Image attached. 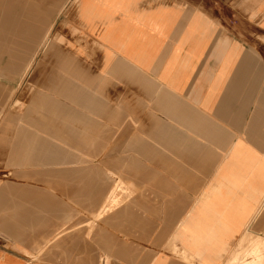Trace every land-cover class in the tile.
Here are the masks:
<instances>
[{
    "label": "crops",
    "instance_id": "0c3cea01",
    "mask_svg": "<svg viewBox=\"0 0 264 264\" xmlns=\"http://www.w3.org/2000/svg\"><path fill=\"white\" fill-rule=\"evenodd\" d=\"M15 10L0 0V80L34 49L14 52ZM77 18L79 74L59 51L21 137L0 85V231L20 244L0 264H229L264 239V0H79Z\"/></svg>",
    "mask_w": 264,
    "mask_h": 264
},
{
    "label": "rangeland",
    "instance_id": "374dc122",
    "mask_svg": "<svg viewBox=\"0 0 264 264\" xmlns=\"http://www.w3.org/2000/svg\"><path fill=\"white\" fill-rule=\"evenodd\" d=\"M155 1L180 2L185 0ZM218 1H225V3H227V1L230 0H213V2ZM28 4L36 6V9H29L30 5ZM56 5L57 8L54 10L55 13H53V15L46 16L48 25L44 28L46 34L44 33L41 35V38L43 39L38 45H32L33 41H30L29 38H33L35 33H33V35L30 34L29 29L37 28L38 25L43 24L45 20L39 10L44 12L49 7ZM78 7L79 0H16L14 52L15 48L22 46L34 47V49L30 51L29 61L25 65L22 64V62L16 63L14 58L13 79L0 80V85L4 94L3 102L5 104L2 105V118H5L8 113H11V115L15 118V135L19 133L18 135L21 137L23 131H21L22 128L17 124L20 123L23 125L27 123V114L31 110L32 102H34L33 100L36 99L37 94L42 89L41 84L46 78L50 67H52L54 63L53 58L58 56L59 51L60 63L65 65V69H70L74 77L79 74V68H76L75 63L68 62L66 59L61 57V55L71 56L74 51L81 48V41L79 38V22L77 18ZM24 16H26L27 21L22 24L21 21ZM66 92L69 93V96L74 97V95L77 94L76 86H71ZM2 162L3 161L0 159V183L13 181L15 179L14 173L9 170L8 167L3 166ZM119 188L120 187H118L115 191L114 196ZM6 236V234L0 231V247L8 250H18V248H20V244L13 238H7ZM252 240H250L248 236L246 239H244V237L242 238L239 245L240 251L229 264H250V261H256L255 255L253 258V255L250 256L247 254L248 251L256 248V245L253 246V244L250 243ZM245 252L246 254H244ZM28 256L30 261L34 263L39 261L38 255ZM248 258L253 259L249 260ZM259 264H262V262Z\"/></svg>",
    "mask_w": 264,
    "mask_h": 264
},
{
    "label": "bare ground",
    "instance_id": "6f19581e",
    "mask_svg": "<svg viewBox=\"0 0 264 264\" xmlns=\"http://www.w3.org/2000/svg\"><path fill=\"white\" fill-rule=\"evenodd\" d=\"M115 191L112 193L111 199L113 198ZM250 243L253 244V246L256 245V248L248 251V253H247L250 256L253 255V258H254V255H255V260L256 261H254L252 264H259L260 262H263V260H264V239L259 237L257 239H253ZM244 254H246V252Z\"/></svg>",
    "mask_w": 264,
    "mask_h": 264
},
{
    "label": "built area",
    "instance_id": "2783aa9c",
    "mask_svg": "<svg viewBox=\"0 0 264 264\" xmlns=\"http://www.w3.org/2000/svg\"><path fill=\"white\" fill-rule=\"evenodd\" d=\"M100 264H109V262H108L107 259L102 258V259L100 260Z\"/></svg>",
    "mask_w": 264,
    "mask_h": 264
}]
</instances>
